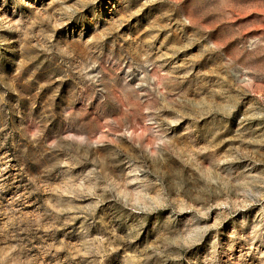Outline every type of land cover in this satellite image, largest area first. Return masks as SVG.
Segmentation results:
<instances>
[{
  "label": "rangeland",
  "instance_id": "rangeland-1",
  "mask_svg": "<svg viewBox=\"0 0 264 264\" xmlns=\"http://www.w3.org/2000/svg\"><path fill=\"white\" fill-rule=\"evenodd\" d=\"M0 264H264V0H0Z\"/></svg>",
  "mask_w": 264,
  "mask_h": 264
}]
</instances>
